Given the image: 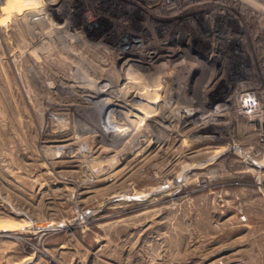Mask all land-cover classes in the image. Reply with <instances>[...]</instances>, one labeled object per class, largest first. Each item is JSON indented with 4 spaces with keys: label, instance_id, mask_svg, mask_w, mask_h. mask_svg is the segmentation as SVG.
I'll list each match as a JSON object with an SVG mask.
<instances>
[{
    "label": "rangeland",
    "instance_id": "rangeland-1",
    "mask_svg": "<svg viewBox=\"0 0 264 264\" xmlns=\"http://www.w3.org/2000/svg\"><path fill=\"white\" fill-rule=\"evenodd\" d=\"M163 1L0 0V264H264L261 144L239 109L246 87L264 104V0L212 18ZM157 41L177 63L130 68L155 120L87 101L120 92L114 50ZM196 55L210 64L190 77Z\"/></svg>",
    "mask_w": 264,
    "mask_h": 264
},
{
    "label": "bare ground",
    "instance_id": "bare-ground-1",
    "mask_svg": "<svg viewBox=\"0 0 264 264\" xmlns=\"http://www.w3.org/2000/svg\"><path fill=\"white\" fill-rule=\"evenodd\" d=\"M205 1V0H204ZM208 1V0H207ZM240 1V0H239ZM242 1H247L248 3H250L251 5L253 4H256V5H259L258 3V0H242ZM54 2V1H53ZM264 2V1H263ZM207 3V2H206ZM253 3V4H252ZM245 4V3H244ZM260 6V5H259ZM262 6V4H261ZM218 7V6H217ZM244 7V6H243ZM52 8V7H51ZM259 8V7H258ZM198 9V8H197ZM241 9V8H240ZM255 9V7H254ZM257 9V8H256ZM262 11H264V5L263 7L261 8ZM73 10V9H72ZM244 11V10H243ZM59 12V11H58ZM68 12V11H67ZM59 14V13H58ZM176 14V13H175ZM61 18H63L61 16ZM118 18V17H117ZM64 22V21H63ZM65 23V22H64ZM63 23V25H64ZM60 25V24H59ZM68 29V28H67ZM87 30V29H86ZM71 32V31H70ZM74 36V35H72ZM84 38V37H83ZM150 49H145V51H130L129 49L127 50H120L118 49L117 50V53L116 51L114 50L113 51V55H117V59L119 58L121 60V74H120V77H121V82L119 83V88H120V92H117L116 88H115V84L113 81H107V80H104V82H101L100 85H99V88L97 90V93L96 95H93L91 97H87V101L89 103H97V104H101L102 106H106V108L109 110L110 108V112L112 113V115H115V113H119L120 117L121 116H126L124 111H121L122 109L117 110L115 107H113V105H119L121 107H126V108H129V112L131 113L132 112V115L133 117L135 116L136 118L135 119H129V117H126L130 120V122H126V124L128 125H131V121L134 122V123H137L139 124L138 122H142L146 120L149 122V120H155L153 119L151 116V110L152 108H157L159 103H158V98L157 99H153V98H156V97H153V95L150 93V91L152 90H148L147 88L145 90H140L143 88V86L141 85L140 88H139V85L136 84V87H133V85H131V81H130V78H133L135 77V74H133V72L130 71V68L131 66L133 67V64H139L140 67L143 69L145 68V65H147V69H151L154 62H156L157 60H159L160 58H163L165 61H166V65L168 64L169 65V62H175L177 63V60L179 58V51L181 50V48L179 46H173V47H170L168 46V51L165 53V52H161V48L162 47H165L161 42L157 41V42H152L150 45H149ZM191 46H189L187 49L189 52H192V50L190 49ZM128 53H131V54H139L140 56L139 57H136L134 56L133 58L130 57V56H127ZM199 54V53H198ZM201 55V54H199ZM199 55H196L198 57H201V58H204L203 56H199ZM191 56V55H190ZM136 57V58H135ZM116 59V57H115ZM116 59V60H117ZM119 60V61H120ZM188 60V59H187ZM186 60V61H187ZM205 62L208 61V59H204ZM201 62H203V59L199 60ZM145 63V64H144ZM136 67V65H134ZM201 66L200 63H193V64H190L189 66V71H188V76H192L194 70H198V69H201ZM120 69V70H121ZM134 69V68H133ZM193 71V72H192ZM125 73V75L122 73ZM137 72V71H136ZM138 74V73H137ZM141 75H139L140 77ZM137 77V76H136ZM138 77V78H139ZM187 77V76H186ZM194 77V75L192 76ZM157 78V77H156ZM135 79V78H134ZM159 79V78H157ZM134 81V80H133ZM132 81V82H133ZM154 82V81H153ZM158 82V81H157ZM159 83V82H158ZM49 84V83H48ZM134 84V85H135ZM146 84V83H145ZM151 85V83L149 84ZM154 85V84H153ZM158 85V84H156ZM146 86V85H145ZM152 86V85H151ZM142 87V88H141ZM155 87V86H153ZM156 88V87H155ZM246 88H250V87H246ZM245 88V89H246ZM153 92V91H151ZM154 93V92H153ZM156 93H157V90H156ZM155 93V95H156ZM152 95V96H151ZM154 95V96H155ZM244 98L246 96V94H243ZM158 97V96H157ZM160 100V98H159ZM66 101V100H65ZM160 102V101H159ZM240 102L242 103V99H240ZM249 103V102H247ZM100 105V106H101ZM67 106V105H66ZM249 106L248 104H241V107L244 108V107H247ZM92 107V106H91ZM95 107V106H94ZM98 107V106H97ZM152 107V108H151ZM118 108V107H117ZM120 108V107H119ZM149 108V109H148ZM204 111H206L207 107H203ZM93 109V108H92ZM91 110V109H90ZM155 110V109H153ZM221 110V109H220ZM126 111V110H125ZM149 111L151 113H149ZM99 112V111H98ZM109 112V113H110ZM108 114V112H107ZM128 115V113H126ZM154 114V113H153ZM118 115V116H119ZM221 114H219V111L218 110H214L212 111L211 113H207L205 115H199L197 113V111H191L190 109L189 110H186V115L184 116V120L186 123H195V122H198V121H209V120H212V119H216V118H219ZM106 116V114H105ZM111 116V115H110ZM131 118V117H130ZM187 118V119H186ZM100 119V118H99ZM101 120V119H100ZM125 120V119H124ZM123 120V122H124ZM128 120V121H129ZM142 125V124H141ZM135 126V125H134ZM138 126V125H137ZM109 124H106L105 125V130L106 132L108 133L110 130H109ZM129 130V129H128ZM118 135V134H117ZM115 136V135H114ZM142 141V140H141ZM138 142V141H136ZM139 143V142H138ZM129 148V147H128ZM110 164V163H109ZM261 164H264V163H261ZM95 165V164H94Z\"/></svg>",
    "mask_w": 264,
    "mask_h": 264
},
{
    "label": "built area",
    "instance_id": "built-area-1",
    "mask_svg": "<svg viewBox=\"0 0 264 264\" xmlns=\"http://www.w3.org/2000/svg\"><path fill=\"white\" fill-rule=\"evenodd\" d=\"M201 59H203V62L199 61ZM204 59H208V61L205 62ZM209 61H210L209 58L204 57V58H199V59H194V60H187V62H188L187 64L188 65H189V63L193 64L194 62L200 63L201 66H199V67H201V69H205V67H207ZM219 76L221 77L222 75H219ZM244 91L242 92V94L239 98V109L242 113H246V114H249L250 116H252V120H251L252 122L251 123L254 127V130L257 133L258 143L261 144L260 149H257L256 151L253 150V151L249 152L247 158L250 159L249 162L252 161L255 164H258V163L261 164L263 162H259V161L257 162V160L255 158L260 157V156H263V158H264V104L260 101V98L258 97V93L254 90V88L253 89L249 88V89L244 90ZM243 94H246L244 100L242 98V97H244ZM240 99H242V103L240 102ZM247 102H249V103H247ZM241 104L242 105L248 104L249 106L242 108ZM206 107L207 108L210 107L211 111L208 113H211L212 111H214L216 109L219 111V114H221V112H223L229 108V99H225L224 97L219 98L217 100L216 104H213V103L206 104ZM216 119H218V118H216ZM257 148H259V147H257ZM262 165H264V164H262ZM261 168H264V166ZM260 188H261L262 193L264 194V182H260Z\"/></svg>",
    "mask_w": 264,
    "mask_h": 264
},
{
    "label": "flooded vegetation",
    "instance_id": "flooded-vegetation-1",
    "mask_svg": "<svg viewBox=\"0 0 264 264\" xmlns=\"http://www.w3.org/2000/svg\"><path fill=\"white\" fill-rule=\"evenodd\" d=\"M170 1V0H169ZM189 1L190 0H174V1H171V3H169L168 1H163V2H166V3H169V4H173L174 5V7H176V6H179V5H187V4H189V5H199L198 6V9H196L194 12H193V14H196V15H198V17H203L204 15H206L207 17H210V18H212V17H214V15L216 16V15H222V14H225L226 12H227V8L225 7L226 6V4H225V1L224 0H191L190 1V3H189ZM242 1V0H241ZM163 2H161L162 4H163ZM206 2H209V3H206ZM211 2H215L216 4H214V6L212 7V8H214V9H210V10H212V11H210L209 9H207L206 7H205V5H203L204 3L205 4H212ZM160 5L161 7L163 6V5ZM224 4V5H223ZM188 5V6H189ZM218 6V7H217ZM209 8V7H208ZM209 10V11H208ZM208 11V12H207ZM249 12H252V13H255V11H251V10H248ZM172 12V11H171ZM196 21V20H195ZM163 45H166V43H162ZM166 52L168 51V50H165ZM127 56H130V57H134V56H136V57H139L140 55L139 54H131V53H128L127 54ZM135 57V58H136ZM210 64V61L208 62V65Z\"/></svg>",
    "mask_w": 264,
    "mask_h": 264
}]
</instances>
